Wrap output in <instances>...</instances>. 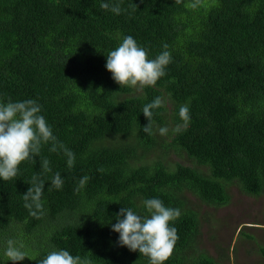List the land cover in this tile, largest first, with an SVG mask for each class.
Returning a JSON list of instances; mask_svg holds the SVG:
<instances>
[{
	"label": "trees",
	"instance_id": "obj_1",
	"mask_svg": "<svg viewBox=\"0 0 264 264\" xmlns=\"http://www.w3.org/2000/svg\"><path fill=\"white\" fill-rule=\"evenodd\" d=\"M105 2L119 4L120 14L102 9ZM194 2L0 0V102L36 100L57 146L42 144L15 178L0 179V264H13L4 255L8 239L28 256L15 264H39L60 249L90 264H149L119 245L112 225L123 207L147 215L150 198L181 211L166 264H221L195 250L200 220L191 196L226 206L237 183L264 199V0H200L193 9ZM128 35L150 59L168 45L171 62L154 87H121L107 70L106 55ZM156 97L165 104L152 109L149 135L142 109ZM167 105L182 127L159 144ZM181 105L189 107L186 127ZM61 144L75 155L72 167ZM171 148L194 166L164 162ZM56 173L60 189L51 188ZM35 174L45 182L39 218L23 200Z\"/></svg>",
	"mask_w": 264,
	"mask_h": 264
},
{
	"label": "clouds",
	"instance_id": "obj_2",
	"mask_svg": "<svg viewBox=\"0 0 264 264\" xmlns=\"http://www.w3.org/2000/svg\"><path fill=\"white\" fill-rule=\"evenodd\" d=\"M199 2L200 0H195L190 6L195 9ZM100 7L111 10L117 15L121 12L119 4L110 6L105 2L101 3ZM163 48L161 53L150 59L147 49L141 47L131 35L125 36L122 42L106 55V68L121 87H154L158 80L166 75L165 68L171 62L168 45L164 44ZM164 104L162 97H156L153 102L143 107L142 112L149 121L142 129L144 133L153 134L152 109L161 108ZM179 118L183 121V127H186L190 121L187 105L180 106ZM181 127L177 125L173 131L180 132ZM158 131L160 135H166L169 129L160 127ZM50 141L53 143L50 151L56 152V137L45 117L41 115V106L36 100L0 102V179L8 181L15 178L19 166L26 160H35L34 157L40 154L42 144ZM60 148L64 149L68 157V167H72L75 160L74 153L62 144ZM41 163L43 172L51 171L47 159L41 160ZM88 179L87 176L83 177L79 182L80 187H83ZM30 185L27 193L23 195L24 206L29 209L30 215L39 218L38 212L42 210L41 197L45 182L39 174H35ZM62 186L63 180L60 174L56 173L51 179V188L60 189ZM143 205L147 215L138 214L128 207L121 208L116 216L117 223L112 225V230L119 233L120 246H126L133 252L139 251L149 259V264H166L179 240L178 230L172 226V222L180 217L181 211L178 208L166 207L158 198L145 199ZM23 248L22 242L8 239L4 255L8 261L15 264L28 257ZM39 264H90V261L60 249L48 252Z\"/></svg>",
	"mask_w": 264,
	"mask_h": 264
},
{
	"label": "rangeland",
	"instance_id": "obj_3",
	"mask_svg": "<svg viewBox=\"0 0 264 264\" xmlns=\"http://www.w3.org/2000/svg\"><path fill=\"white\" fill-rule=\"evenodd\" d=\"M135 89L140 90L138 86ZM167 108L164 127L169 131L157 136L159 144L170 142L176 127L170 105ZM161 159L194 166L185 154L173 148ZM228 190L230 202L222 207L204 204L191 196L200 220L199 249L195 250L208 253L221 264H264V199L245 194L237 183L229 185Z\"/></svg>",
	"mask_w": 264,
	"mask_h": 264
}]
</instances>
